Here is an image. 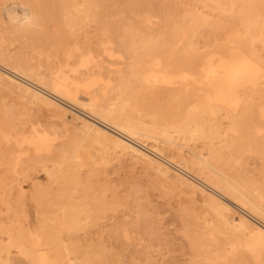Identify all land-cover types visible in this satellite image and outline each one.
<instances>
[{
	"label": "bare ground",
	"instance_id": "obj_1",
	"mask_svg": "<svg viewBox=\"0 0 264 264\" xmlns=\"http://www.w3.org/2000/svg\"><path fill=\"white\" fill-rule=\"evenodd\" d=\"M3 97L54 121L0 116L3 203L36 224L0 226V264L166 263L86 228L109 203L85 200L90 144L209 214L168 264H264V0H0ZM38 168L53 187L25 189Z\"/></svg>",
	"mask_w": 264,
	"mask_h": 264
},
{
	"label": "rangeland",
	"instance_id": "obj_2",
	"mask_svg": "<svg viewBox=\"0 0 264 264\" xmlns=\"http://www.w3.org/2000/svg\"><path fill=\"white\" fill-rule=\"evenodd\" d=\"M0 116L13 117L22 125L37 122L48 124L54 121L46 119L47 114L39 111L36 106L21 104L15 98L10 97L0 98ZM86 150L95 163L91 168L92 172L88 167L82 168L80 172L82 183L88 184L91 188L85 200L95 197L109 202L99 211L97 226L92 225L90 220L82 216L86 228L95 232V237L99 236L107 242L112 236H118L128 252L143 261L149 257L158 259L159 262L164 259L165 264H168L171 255L177 256V259L186 258V256L178 255L184 252L185 249L182 247L186 246L182 223L189 219L194 224L201 225L203 218L210 217L203 206L191 201L187 195L178 192L174 187L162 182L150 171L141 167L132 168L126 163L122 166L113 160L108 165H102L100 156L103 150L97 145L90 144ZM28 174L27 181L32 179L53 187L40 168L32 169ZM10 180L11 175L7 164L0 165V226L16 227L19 223L27 224L29 221L32 226L36 225L31 223L33 211L30 208L26 212L16 211L14 213L7 210L4 205L3 198L6 194L4 193L5 186L2 185ZM29 186V181L24 182L25 189ZM186 214H188L187 217H185ZM16 217L19 218V222L15 219ZM99 225L101 227L98 230ZM110 226H113L111 233L107 231ZM124 235L126 237H123ZM8 244L7 236L0 233V246L6 247ZM179 247L182 248L180 251H172L174 248L180 249ZM143 248L146 250L144 251ZM8 250L12 256H16V248L10 247ZM125 260L126 264H130L129 257Z\"/></svg>",
	"mask_w": 264,
	"mask_h": 264
}]
</instances>
